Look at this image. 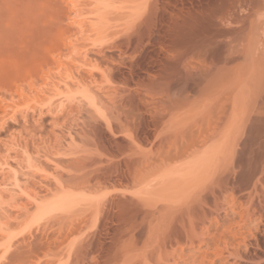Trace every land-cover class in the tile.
<instances>
[{
	"label": "rangeland",
	"instance_id": "obj_1",
	"mask_svg": "<svg viewBox=\"0 0 264 264\" xmlns=\"http://www.w3.org/2000/svg\"><path fill=\"white\" fill-rule=\"evenodd\" d=\"M106 1L0 0V264H264V0Z\"/></svg>",
	"mask_w": 264,
	"mask_h": 264
},
{
	"label": "bare ground",
	"instance_id": "obj_2",
	"mask_svg": "<svg viewBox=\"0 0 264 264\" xmlns=\"http://www.w3.org/2000/svg\"><path fill=\"white\" fill-rule=\"evenodd\" d=\"M64 1H67L68 2V4H70L71 5V8L72 9H77V8H79L78 10L79 11H82L83 9H88L87 11L91 14L90 16H87V17H82V18H80L79 19V23H78V27H79V29H80V31L82 32V33H85V35H86V33H89V35H88V38H91L92 36H93V38H94V35L93 34H98V36L99 37H101L100 39H98V36H96V38L97 39H95V40H93L92 39V42L90 43L89 42V40H88V42L89 43H87L88 45H90L91 46V48L93 49L94 47H99L100 48V50L101 51H103V50H105V48L104 47H102V45H103V42H100V40L102 41V39H103V37H104V35H103V31L101 30V24H102V22H103V20H104V12H105V10H106V7L108 6V3H107V1L106 0H64ZM84 2V3H83ZM83 14V13H82ZM81 15V14H80ZM93 18H94V20L95 19H97L96 21H98V22H94V21H92L93 20ZM102 31V32H101ZM92 35V36H91ZM74 51L76 52V53H80V51H81V49H74ZM90 51V48H86L85 49V52H84V57L83 56H81V57H83V60L81 61L82 62V64H81V66H84L85 68L87 67V71L86 70H84L85 72H87L88 74H90V75H92L93 73L91 72V68L92 67H96V65H94V66H91V61H89V57H88V52ZM81 54H82V52H81ZM50 61H52L51 59H47V58H45L44 60H42L41 61V63L42 64H45V63H48V62H50ZM53 61H57L56 59L55 60H53ZM80 61V60H79ZM80 64V63H79ZM68 66H74L75 67V65H68ZM81 66H79V67H81ZM64 67V65L62 64V63H59L58 65H57V71H58V73L59 74H61L62 73V68ZM73 67V68H74ZM88 67H90V68H88ZM65 70V69H64ZM64 72H66V71H64ZM75 73L77 74V71H75ZM75 73H74V71H70L69 73H66V76H62V78L64 79L65 77H66V79H64V80H66V82L65 83H67L68 82V84L69 83H75L76 85H78V84H81L80 83V79H78L77 78V76H75ZM50 74V73H49ZM63 74V73H62ZM86 74V73H85ZM51 76V75H50ZM48 74L45 76V78L47 79V78H49L50 77ZM61 76V75H60ZM52 77V76H51ZM50 77V78H51ZM83 84V83H82ZM57 87V86H56ZM69 87V86H68ZM262 110V113L264 112V110H263V108L261 109ZM260 110V111H261ZM258 112L257 111V113L258 114H261V112ZM9 114V113H8ZM264 114V113H263ZM10 116L9 117H15V115H16V113L15 112H10V114H9ZM144 156V155H143ZM142 157V156H141ZM130 158V157H129ZM132 158V157H131ZM138 157H136V159L135 160H131V159H129V163H128V174L127 175H130V177H131V179H129V180H131L132 182H130V183H138L139 182V180L141 179V178H143V171H144V167L146 166L145 164V162L147 161V159L145 158V157H142V158H138ZM145 159H146V161H145ZM128 160V159H127ZM201 160H199V161H197V162H200ZM8 163V162H7ZM188 163V162H187ZM186 163V167L185 168H188V169H190V168H192V170H193V168H197L198 166H199V164H197V166L195 165L194 166V164L193 163H189V164H192V166H189V167H187V165H189V164H187ZM0 168L2 167V166H4L5 164H3V163H1L0 162ZM125 165H126V163H125ZM5 167H9V165L7 164V166L5 165ZM127 167V166H126ZM121 168V167H120ZM124 168V167H123ZM9 169V168H8ZM1 170H5L4 169V167H2V169H0V171ZM6 170H7V168H6ZM192 170H190V171H192ZM5 172V171H4ZM121 173H122V171H121ZM15 175H16V173H14ZM125 174V173H124ZM124 176V175H123ZM121 177H122V175H121ZM126 177V176H125ZM129 177V178H130ZM17 178V177H16ZM126 179V178H125ZM127 180V179H126ZM142 180V179H141ZM17 185V184H16ZM15 185V186H16ZM18 187H19V185H18ZM11 191H13V190H11ZM67 195H69V194H67ZM67 195L66 196H62V197H58V196H60V195H57V196H53V197H51V201L49 200L48 201V203L50 204V205H54L55 206V204H59V203H63L66 199H68L67 198ZM71 196V195H70ZM69 196V197H70ZM71 200V199H70ZM52 204H51V203ZM67 202V201H66ZM48 204V206H50ZM62 205V204H61ZM53 206V207H54ZM42 209H45V208H42ZM55 209V208H54ZM236 234V233H235ZM237 235V234H236ZM235 235V236H236ZM233 237H234V234H233ZM235 238V237H234ZM219 239H221V238H219ZM218 240V239H217ZM234 240V239H233ZM215 241H216V239H215ZM218 241H220V240H218Z\"/></svg>",
	"mask_w": 264,
	"mask_h": 264
}]
</instances>
